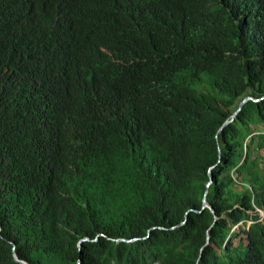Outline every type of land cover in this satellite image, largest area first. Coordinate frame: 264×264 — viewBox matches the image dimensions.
Segmentation results:
<instances>
[{"label":"trees","instance_id":"16d2710c","mask_svg":"<svg viewBox=\"0 0 264 264\" xmlns=\"http://www.w3.org/2000/svg\"><path fill=\"white\" fill-rule=\"evenodd\" d=\"M246 97L264 0H0V264H264Z\"/></svg>","mask_w":264,"mask_h":264},{"label":"water","instance_id":"95a60500","mask_svg":"<svg viewBox=\"0 0 264 264\" xmlns=\"http://www.w3.org/2000/svg\"><path fill=\"white\" fill-rule=\"evenodd\" d=\"M262 99H264V97H263V98H260V99H254V98H252V97H246V98H244V99L241 101L238 110H237L236 113L232 116L231 121H230V122H226V123L223 125V127L220 129L219 132H221L226 126H228V125L234 120V118L236 117V115L241 111V108H242L243 104H244L246 101L251 100V101H253V102H258L259 100H262ZM211 179H212V178H211V176H210V180H211ZM211 183H212V181L209 182L208 187L211 185ZM203 209H208V210H210V212L213 214L212 209L206 204L205 201L203 202ZM133 240H137V239H133ZM133 240H126L125 242H131V241H133ZM84 241H86V239H81V240L79 241V243H78V246H79L82 242H84ZM123 241H124V240H123ZM79 247H80V246H79ZM14 256H15L16 260H17L20 264H29V263H27V262H25V261L19 260L18 257H17V255H16V253H14Z\"/></svg>","mask_w":264,"mask_h":264},{"label":"built area","instance_id":"2783aa9c","mask_svg":"<svg viewBox=\"0 0 264 264\" xmlns=\"http://www.w3.org/2000/svg\"><path fill=\"white\" fill-rule=\"evenodd\" d=\"M262 134H264V130H263Z\"/></svg>","mask_w":264,"mask_h":264}]
</instances>
